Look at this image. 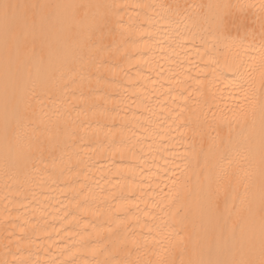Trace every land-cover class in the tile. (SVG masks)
<instances>
[{"label": "bare ground", "instance_id": "6f19581e", "mask_svg": "<svg viewBox=\"0 0 264 264\" xmlns=\"http://www.w3.org/2000/svg\"><path fill=\"white\" fill-rule=\"evenodd\" d=\"M0 264H264V0H0Z\"/></svg>", "mask_w": 264, "mask_h": 264}, {"label": "rangeland", "instance_id": "374dc122", "mask_svg": "<svg viewBox=\"0 0 264 264\" xmlns=\"http://www.w3.org/2000/svg\"><path fill=\"white\" fill-rule=\"evenodd\" d=\"M6 6V5H5ZM6 7H4V9H5Z\"/></svg>", "mask_w": 264, "mask_h": 264}]
</instances>
